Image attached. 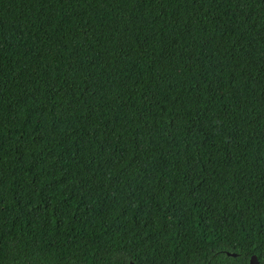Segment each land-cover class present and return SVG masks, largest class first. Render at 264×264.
Returning <instances> with one entry per match:
<instances>
[{
  "label": "trees",
  "instance_id": "trees-1",
  "mask_svg": "<svg viewBox=\"0 0 264 264\" xmlns=\"http://www.w3.org/2000/svg\"><path fill=\"white\" fill-rule=\"evenodd\" d=\"M252 255L264 0H0V264Z\"/></svg>",
  "mask_w": 264,
  "mask_h": 264
},
{
  "label": "water",
  "instance_id": "water-1",
  "mask_svg": "<svg viewBox=\"0 0 264 264\" xmlns=\"http://www.w3.org/2000/svg\"><path fill=\"white\" fill-rule=\"evenodd\" d=\"M228 255H232V256H235V254H229L227 253ZM249 264H259L258 263V260H257V257L255 255H252L251 258H250V261H249Z\"/></svg>",
  "mask_w": 264,
  "mask_h": 264
}]
</instances>
